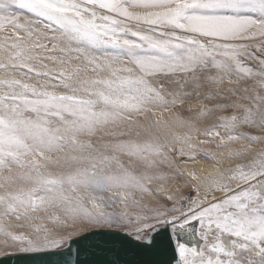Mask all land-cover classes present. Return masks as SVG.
Returning a JSON list of instances; mask_svg holds the SVG:
<instances>
[{"label": "snow or ice", "instance_id": "snow-or-ice-1", "mask_svg": "<svg viewBox=\"0 0 264 264\" xmlns=\"http://www.w3.org/2000/svg\"><path fill=\"white\" fill-rule=\"evenodd\" d=\"M0 237L264 264V0H0Z\"/></svg>", "mask_w": 264, "mask_h": 264}, {"label": "water", "instance_id": "water-1", "mask_svg": "<svg viewBox=\"0 0 264 264\" xmlns=\"http://www.w3.org/2000/svg\"><path fill=\"white\" fill-rule=\"evenodd\" d=\"M193 227H196V223L193 222ZM166 231V230H162ZM193 237L195 234L193 233ZM188 243H202L198 237H195L191 240H186ZM73 250L77 247V245H73ZM118 247V246H117ZM95 253V254H93ZM118 257L115 253H100L97 252L95 249H90L89 251H82L78 257V259L82 262V264H97V262L102 260H109L114 261ZM120 259L123 260H130L133 259L131 253L124 255L123 253L120 254ZM77 259L75 252L71 257L68 256L67 252L64 253L63 256L51 254V253H15L10 257H0V264H65V261L71 260L75 261Z\"/></svg>", "mask_w": 264, "mask_h": 264}, {"label": "rangeland", "instance_id": "rangeland-1", "mask_svg": "<svg viewBox=\"0 0 264 264\" xmlns=\"http://www.w3.org/2000/svg\"><path fill=\"white\" fill-rule=\"evenodd\" d=\"M245 130L247 131V129H245ZM201 138L203 139V137H201ZM198 159H202V157H198ZM207 163H208V162H206L205 170H207ZM181 183H182V182H181ZM173 187L175 188L176 185H173ZM178 195H183V196L187 197V196H189V191H188L187 189H181V191L178 193ZM215 195L220 196V195H222V194H221V193H216ZM210 198H211V197H210ZM162 202L167 203L168 206H171V202H169V201H162ZM181 203H182V201H181ZM129 211H133V209H129ZM48 226H49V227H52L53 225H51V224L49 223ZM0 242H2V237H0Z\"/></svg>", "mask_w": 264, "mask_h": 264}, {"label": "built area", "instance_id": "built-area-1", "mask_svg": "<svg viewBox=\"0 0 264 264\" xmlns=\"http://www.w3.org/2000/svg\"><path fill=\"white\" fill-rule=\"evenodd\" d=\"M186 203V201H182V204Z\"/></svg>", "mask_w": 264, "mask_h": 264}]
</instances>
